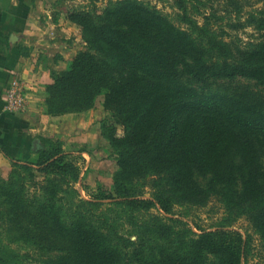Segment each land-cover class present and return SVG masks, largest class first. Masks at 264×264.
<instances>
[{
  "label": "trees",
  "instance_id": "16d2710c",
  "mask_svg": "<svg viewBox=\"0 0 264 264\" xmlns=\"http://www.w3.org/2000/svg\"><path fill=\"white\" fill-rule=\"evenodd\" d=\"M175 2L185 27L132 0L68 15L85 45L65 70L50 73L45 112L53 118L85 112L103 96L116 125L102 122L100 131L119 158V175L112 193L73 201L76 192L59 183L76 178L78 169L61 148L45 141L49 148L21 165L28 178L35 171L53 176L39 200L20 188L7 194L12 223L23 225L16 241L55 252L38 264H244L249 241L237 231L219 225L195 233L169 216L176 206H205L209 190L193 182L195 174L211 176L230 215L245 216L264 241V175L246 145L250 136L264 137V115L245 98L190 88L236 78L264 87V10L251 21L259 41L242 47L210 28L209 17L201 26L190 19L184 0ZM133 180L146 181L151 197L143 198ZM61 193L73 194L67 210ZM0 264L23 259L0 250Z\"/></svg>",
  "mask_w": 264,
  "mask_h": 264
},
{
  "label": "rangeland",
  "instance_id": "374dc122",
  "mask_svg": "<svg viewBox=\"0 0 264 264\" xmlns=\"http://www.w3.org/2000/svg\"><path fill=\"white\" fill-rule=\"evenodd\" d=\"M58 6L55 14H61L68 19V15L74 11H90L96 8L98 11L105 10L108 6L122 2L124 0H52ZM135 3L147 7H154L173 25L185 27L179 23L178 16L180 10L175 0H132ZM190 19L201 26L203 17H209L210 28L217 34L234 41L235 44L245 46L259 41V33L251 23L253 16L264 10V1L260 0H184ZM62 8V10H60ZM72 23V22H71ZM75 25L76 53L84 49V39L79 26ZM221 31H224L222 33ZM75 56V55H74ZM73 56V57H74ZM72 57V58H73ZM71 60V59H70ZM69 60V61H70ZM68 61V62H69ZM190 88L200 94H215L225 99L245 98L247 102L257 106L259 115H264V87L257 85L252 80L236 78L233 80H219L208 83V85H194ZM65 117H54V120H46L48 126L45 134L40 137L39 148L36 151L48 149L44 145L45 141H50L49 145H55L66 153V161L72 162L78 169V175L67 176L66 182L60 179L63 190L71 188L76 192L79 199L90 201L100 193H112L114 190V179L119 175L118 156L114 149L101 135L100 126L102 122L115 124L110 113L103 108V96H98L94 100V105L90 110L81 113L66 114ZM116 134L121 136L123 129L116 126ZM246 145L252 150L255 164L264 175V137L250 136L246 138ZM33 160H17L18 164L10 165L9 171L0 172V250H13L23 259V264H38L47 255H53L52 249L47 247V252L43 253L35 245L25 244L23 241H16L23 231L22 224L12 223L14 213L13 204L8 197L9 191L20 188L30 201L41 199L43 191L41 186L53 176L33 172L34 177L28 178L21 168V165ZM238 159L235 158L234 165L238 166ZM235 166V167H237ZM211 176H200L195 174L193 182L202 189L209 190V197L203 207H183L176 206L171 214L174 219L180 218L188 224V228L198 233L202 229H214L219 225L237 231L243 238L249 241V254L244 264H264V241L259 233L245 216H231L224 203H222L220 186L212 185ZM13 182V184H10ZM146 182V181H145ZM145 182H137V191L143 193V198H150L152 189ZM10 189V190H9ZM139 189V190H138ZM240 188L236 186V190ZM73 194H59L58 197L64 199L61 204L64 210L68 209L67 199ZM107 208V207H105ZM104 208V209H105ZM149 214L158 215L157 211L151 209ZM17 225L16 228L13 225ZM20 229V230H19ZM134 239V238H132ZM56 242H59L56 240Z\"/></svg>",
  "mask_w": 264,
  "mask_h": 264
},
{
  "label": "crops",
  "instance_id": "0c3cea01",
  "mask_svg": "<svg viewBox=\"0 0 264 264\" xmlns=\"http://www.w3.org/2000/svg\"><path fill=\"white\" fill-rule=\"evenodd\" d=\"M57 9L52 0H0V172L17 160H33L46 120H54L45 112L44 88L50 73L65 70L78 50L75 25ZM14 81L25 89L23 113L4 109Z\"/></svg>",
  "mask_w": 264,
  "mask_h": 264
},
{
  "label": "built area",
  "instance_id": "2783aa9c",
  "mask_svg": "<svg viewBox=\"0 0 264 264\" xmlns=\"http://www.w3.org/2000/svg\"><path fill=\"white\" fill-rule=\"evenodd\" d=\"M26 108L25 89L21 82H11L7 89L4 109L9 113H23Z\"/></svg>",
  "mask_w": 264,
  "mask_h": 264
}]
</instances>
